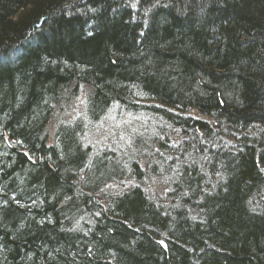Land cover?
I'll use <instances>...</instances> for the list:
<instances>
[{
    "label": "trees",
    "instance_id": "1",
    "mask_svg": "<svg viewBox=\"0 0 264 264\" xmlns=\"http://www.w3.org/2000/svg\"><path fill=\"white\" fill-rule=\"evenodd\" d=\"M0 264H264V0H0Z\"/></svg>",
    "mask_w": 264,
    "mask_h": 264
},
{
    "label": "rangeland",
    "instance_id": "2",
    "mask_svg": "<svg viewBox=\"0 0 264 264\" xmlns=\"http://www.w3.org/2000/svg\"><path fill=\"white\" fill-rule=\"evenodd\" d=\"M85 101H86V99H85L84 94L80 95L78 97V99H76V101L74 102L75 106H73L75 108L73 109V112L71 114L72 118L76 117L81 112L83 103ZM193 114L196 115L197 113L193 112ZM137 119H138V122L135 123L137 121ZM144 121H145V118L143 116H140V115H136L135 118H133V117H130L128 114H124L121 117H118V115L111 114L110 116L106 117V120L103 122L102 125L89 127V130L87 132V141L90 142V144H92L93 148L95 149V153H96V151H100L98 149H101L103 146H108V144H109L112 146V148L114 150H117V151L121 152L123 155H125L126 152L124 151L125 153H123V151L121 150V148L123 146V142H124L123 140L124 139H123V137L122 138L119 137V135L124 133L125 130H127L129 128L127 126L130 123H131V125L141 127L142 126L141 122H144ZM125 124H128V125L126 126ZM117 133H119L118 136L116 135ZM172 135H177V134L172 133ZM99 147H101V148H99ZM127 154L129 155L130 153H127ZM136 183H134L130 179H125L122 181V183L115 182L113 184L114 188H111V190L118 191V193H119L120 190H125V189L129 188L130 186H132ZM155 184H156V182L150 181L151 186L149 185V187L153 188V186H155Z\"/></svg>",
    "mask_w": 264,
    "mask_h": 264
}]
</instances>
